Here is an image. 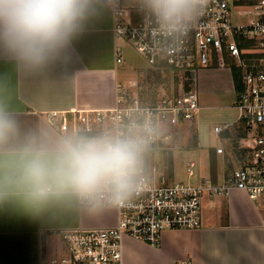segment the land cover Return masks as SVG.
I'll return each mask as SVG.
<instances>
[{
	"label": "built area",
	"instance_id": "obj_1",
	"mask_svg": "<svg viewBox=\"0 0 264 264\" xmlns=\"http://www.w3.org/2000/svg\"><path fill=\"white\" fill-rule=\"evenodd\" d=\"M107 2L114 19L117 65L124 64L125 44L149 70L139 80L117 83L113 108L54 112L48 119L61 132L83 135L148 127L145 188L130 205L114 208L115 227L62 232L63 254L43 264H123L125 238L156 247L166 231L201 228L205 195L224 196L239 189L264 208V0H206L177 33L161 31L151 17L137 12L133 0ZM246 17H251L248 23L243 22ZM228 60L241 71L243 91L233 106L235 120L212 127L219 143L207 154L213 152L216 159L227 161L230 173L220 185L201 177L199 162L190 161L187 182L176 183L174 168L161 165L158 157L166 161L178 150L175 143L181 126L189 127L193 148L195 123L202 110L201 74L213 67L232 69ZM151 76L161 81L164 77L161 83L166 86L157 89Z\"/></svg>",
	"mask_w": 264,
	"mask_h": 264
},
{
	"label": "crops",
	"instance_id": "obj_2",
	"mask_svg": "<svg viewBox=\"0 0 264 264\" xmlns=\"http://www.w3.org/2000/svg\"><path fill=\"white\" fill-rule=\"evenodd\" d=\"M113 26L108 8L88 22L61 58L42 70L26 69L0 51V108L13 115L22 133L72 134L53 127L49 115L114 107L115 88L122 81L118 70L126 63H116ZM200 82L202 96L237 98L229 67L205 70ZM197 143L195 137L193 149L199 148ZM207 152L212 166L208 179L221 185L231 166ZM117 223L114 208L89 215L75 207H54L34 216L13 205L0 206V264H43L63 254L62 232L107 229ZM123 264H264V208L239 189L224 196L205 195L201 228L166 231L156 247L125 238Z\"/></svg>",
	"mask_w": 264,
	"mask_h": 264
},
{
	"label": "clouds",
	"instance_id": "obj_3",
	"mask_svg": "<svg viewBox=\"0 0 264 264\" xmlns=\"http://www.w3.org/2000/svg\"><path fill=\"white\" fill-rule=\"evenodd\" d=\"M137 12L161 31L185 29L206 0H133ZM111 5L107 0H0V51L29 70L59 59L88 22ZM142 131H103L52 137L21 132L0 108V206L13 205L40 216L54 207H75L89 215L130 205L145 188Z\"/></svg>",
	"mask_w": 264,
	"mask_h": 264
},
{
	"label": "rangeland",
	"instance_id": "obj_4",
	"mask_svg": "<svg viewBox=\"0 0 264 264\" xmlns=\"http://www.w3.org/2000/svg\"><path fill=\"white\" fill-rule=\"evenodd\" d=\"M251 17H246L243 22L248 23ZM124 69L118 70V75L122 81L127 82L130 80H139L143 73L149 70L147 63L135 53L128 45H122ZM229 66L234 65L231 60L227 61ZM231 64V65H230ZM122 66V65H121ZM233 67V66H232ZM232 71V69H231ZM150 73V72H148ZM156 81L155 86L157 89H161L166 85H162V81L159 78L151 76ZM166 84L168 85L167 81ZM200 80L198 86L199 102L207 109H202L198 115V121L194 129V136L198 141L199 148H192L190 146V130L188 126H181L178 128V140L176 146L178 150H175L170 156L166 157V161L163 156L158 157V162L161 165H167L174 168V182L186 183L187 182V163L190 161L199 162V174L201 177L208 179L212 173V166L210 160L206 158V152L209 148L217 146L218 140L212 132V127L218 124L232 122L235 120L237 111L231 106L234 104L237 98L230 95H200ZM154 88V87H153ZM242 156V155H240ZM241 158V157H240ZM220 169V167H218ZM169 173V170L166 171Z\"/></svg>",
	"mask_w": 264,
	"mask_h": 264
},
{
	"label": "trees",
	"instance_id": "obj_5",
	"mask_svg": "<svg viewBox=\"0 0 264 264\" xmlns=\"http://www.w3.org/2000/svg\"><path fill=\"white\" fill-rule=\"evenodd\" d=\"M232 72L236 94L239 95L243 91L242 74L241 71L234 66L232 67Z\"/></svg>",
	"mask_w": 264,
	"mask_h": 264
}]
</instances>
